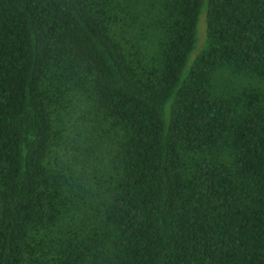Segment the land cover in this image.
Listing matches in <instances>:
<instances>
[{
	"label": "trees",
	"instance_id": "trees-1",
	"mask_svg": "<svg viewBox=\"0 0 264 264\" xmlns=\"http://www.w3.org/2000/svg\"><path fill=\"white\" fill-rule=\"evenodd\" d=\"M0 264H264V0H0Z\"/></svg>",
	"mask_w": 264,
	"mask_h": 264
},
{
	"label": "rangeland",
	"instance_id": "rangeland-1",
	"mask_svg": "<svg viewBox=\"0 0 264 264\" xmlns=\"http://www.w3.org/2000/svg\"><path fill=\"white\" fill-rule=\"evenodd\" d=\"M202 19H203V16H202L201 22H200V29H201V25H202ZM205 35H206V32H205V27H204L201 30V37H202V39H204Z\"/></svg>",
	"mask_w": 264,
	"mask_h": 264
}]
</instances>
